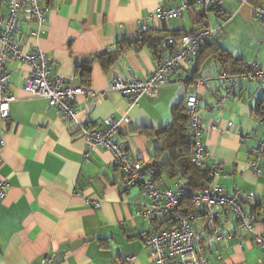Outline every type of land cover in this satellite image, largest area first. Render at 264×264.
<instances>
[{
	"label": "crops",
	"instance_id": "crops-1",
	"mask_svg": "<svg viewBox=\"0 0 264 264\" xmlns=\"http://www.w3.org/2000/svg\"><path fill=\"white\" fill-rule=\"evenodd\" d=\"M183 1L55 0L41 25L23 20L17 24L13 39L25 51L41 49L50 59L52 75L93 94L79 96L75 121L67 120L46 99H27L23 86L30 67L9 62L7 91L17 100L10 105L9 117L0 119V179L8 182L6 197L0 200V264H154L145 239L170 227L172 220L149 222L138 214L148 205L141 189L124 187L114 155L91 148L80 134V125L100 129L109 118L128 116L130 121L120 123L116 140L134 158L152 164L159 144L143 130L171 125L173 108L186 106L194 87L171 81L158 97H142L129 109L125 97L109 91L110 83L119 77L146 80L156 71L169 52L153 48L150 40L178 37L207 25L216 34L199 50L185 75L207 80L198 114L205 124L202 141L208 162L218 164L223 172L213 181L229 193L255 194L253 202L243 203L255 233L241 230L229 215L208 227L202 213L192 208L189 219L202 246L200 255L208 264H264V247L254 243L255 236L264 233V162L261 176L249 165L251 148L264 138V89L257 82L240 80L234 97L217 105L225 92L221 73L238 75L251 64L264 70V22L253 14V6H264V0H251L242 7L237 0H224L220 14L187 0L189 9L179 19L151 20L159 7H177ZM144 25L150 28L143 36L152 38L107 64L118 44L137 37ZM220 52L226 54L222 60ZM168 158L164 154L158 165ZM179 178L165 168L158 182L172 188ZM97 200L99 208L87 204ZM214 230L220 232V240ZM131 254L134 259L127 261Z\"/></svg>",
	"mask_w": 264,
	"mask_h": 264
},
{
	"label": "built area",
	"instance_id": "built-area-1",
	"mask_svg": "<svg viewBox=\"0 0 264 264\" xmlns=\"http://www.w3.org/2000/svg\"><path fill=\"white\" fill-rule=\"evenodd\" d=\"M53 1L55 0H0V119L2 120L9 117L10 105L17 100L7 91L10 78L8 64L13 60L30 67L23 86L27 99H46L49 107L67 120L75 121V104L78 97L86 93L93 94L81 87L72 88L64 78L52 75L49 68L50 59L41 49L25 51L13 39L17 24L21 20L35 21L39 25L44 23L49 5ZM250 1L237 0L241 6L250 4ZM196 3L205 8L219 9L223 6L224 0H196ZM189 4L190 1L185 0L177 7H159L151 20L166 22L179 19L189 9ZM253 14L257 20L264 22L263 5L253 6ZM149 28L150 26L144 25L139 34L142 35ZM215 34L216 30L211 25H207L196 32L183 34L179 38L164 36L150 40L148 43L153 48L169 52L168 55L163 56L156 71L146 80L135 77L115 78L109 87L110 92H117L125 97L129 109L136 106L142 97H158L161 88L171 81L194 87V93L187 99V112L194 142L193 163L197 167L208 168L212 180L203 190L192 192L181 178L172 188L162 187L157 179V169L146 167L143 162L128 152L124 144L116 140L120 132V123L129 122L128 116L125 115L122 119L109 118L105 121V127L100 129L80 125V134L91 148L105 149L114 155L123 173L124 187L127 190L133 186L141 189L142 196L148 201V205L138 214L149 222L166 217L172 220V226L155 231L145 239V246L149 249V255L154 264H208L207 259L200 255L202 246L199 245L197 232L186 214L184 205L188 200L195 211L202 213L208 227H213L220 217L229 215L241 230L255 233L254 223H251V217L243 207L244 202L255 200V194L241 190L229 193L213 181L218 180L223 172L218 164L208 162L209 156L202 141V130L205 124L198 114L202 90L209 87L207 80L201 78L194 80L185 75L193 63V58ZM220 78L225 83V92L218 97V106H221L226 99L234 97L240 80L257 82L264 89V70L258 64H251L248 71L238 75L223 72ZM101 95L97 97L102 98ZM261 120L264 125V108ZM1 148L0 145V154ZM251 154L252 159L249 165L255 175L261 176L260 164L264 162V138L251 148ZM7 188L8 182L0 179V200L6 197ZM87 204L95 208L100 207L98 200L88 201ZM214 232L216 239L220 240V232L218 230ZM254 243L256 246L264 247V233L257 234ZM126 259L132 261L134 255H128Z\"/></svg>",
	"mask_w": 264,
	"mask_h": 264
},
{
	"label": "trees",
	"instance_id": "trees-1",
	"mask_svg": "<svg viewBox=\"0 0 264 264\" xmlns=\"http://www.w3.org/2000/svg\"><path fill=\"white\" fill-rule=\"evenodd\" d=\"M181 36V35H180ZM178 36L177 38H179ZM152 36H142V38L135 37L133 39H126L120 42L117 46L116 52L109 55L107 64H113L118 55L131 50L133 46H142L151 39ZM114 56V57H113ZM112 57V58H111ZM222 60L226 57L223 52L219 53ZM88 70L84 68L83 71ZM82 76H84L82 72ZM173 122L164 129L153 131L144 129L143 133L153 142L158 143L159 146L155 147V154L151 158L152 164H145L146 167H155L157 169V176L161 175V171L169 168L170 174L180 176L181 179L189 186L192 192H198L205 188L207 184L212 182L209 170L205 167H197L193 163V149L194 142L190 129V121L187 112V106L177 105L173 108ZM168 154V160L161 166L158 165V160L164 155ZM179 169V173L177 171ZM157 178V179H158ZM186 214L189 216V211L192 210L190 200L185 202ZM157 221V220H156ZM155 221V222H156ZM170 223L171 221L168 220ZM172 226V225H171Z\"/></svg>",
	"mask_w": 264,
	"mask_h": 264
},
{
	"label": "bare ground",
	"instance_id": "bare-ground-1",
	"mask_svg": "<svg viewBox=\"0 0 264 264\" xmlns=\"http://www.w3.org/2000/svg\"><path fill=\"white\" fill-rule=\"evenodd\" d=\"M239 4V3H238ZM248 5H250V4H248ZM239 6H241L240 4H239ZM245 6V5H244ZM242 7V6H241ZM222 8V7H221ZM221 8H219V9H215L214 7H211L210 9H212V10H214L215 12H217L218 10H220ZM219 12V11H218ZM217 12V13H218ZM220 13V12H219ZM218 13V14H219ZM142 36H143V34L142 35H140L139 33L137 34V37L138 38H142ZM201 101V100H200ZM200 105V104H199ZM186 106H187V104H186ZM252 223V222H251Z\"/></svg>",
	"mask_w": 264,
	"mask_h": 264
}]
</instances>
